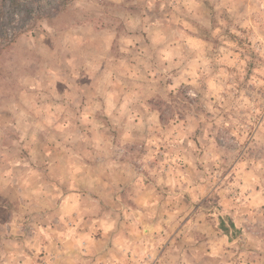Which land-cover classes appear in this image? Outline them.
<instances>
[{"label":"rangeland","instance_id":"374dc122","mask_svg":"<svg viewBox=\"0 0 264 264\" xmlns=\"http://www.w3.org/2000/svg\"><path fill=\"white\" fill-rule=\"evenodd\" d=\"M99 254L264 264V0H0V264Z\"/></svg>","mask_w":264,"mask_h":264},{"label":"crops","instance_id":"0c3cea01","mask_svg":"<svg viewBox=\"0 0 264 264\" xmlns=\"http://www.w3.org/2000/svg\"><path fill=\"white\" fill-rule=\"evenodd\" d=\"M88 247H89V244L88 245H86L85 247H83L84 248V252H88ZM90 248V247H89ZM102 251V250H101ZM98 252H100V251H98ZM100 253H102V252H100ZM101 257H94V260L93 259H91L90 257H88V256H86V258H85V262L86 263H84V264H98L97 263V261L99 260V259H102V257H103V255H101V254H99ZM83 264V263H82Z\"/></svg>","mask_w":264,"mask_h":264}]
</instances>
